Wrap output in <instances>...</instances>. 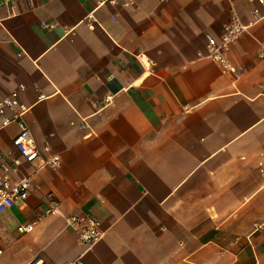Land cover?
Instances as JSON below:
<instances>
[{"label": "crops", "instance_id": "crops-1", "mask_svg": "<svg viewBox=\"0 0 264 264\" xmlns=\"http://www.w3.org/2000/svg\"><path fill=\"white\" fill-rule=\"evenodd\" d=\"M256 5L0 0V99L23 84L40 149L22 160L17 124L0 127V154L20 159L9 179L33 184L0 212V264H264V18L231 47L233 72L198 57ZM68 215L101 237L85 246Z\"/></svg>", "mask_w": 264, "mask_h": 264}, {"label": "built area", "instance_id": "built-area-1", "mask_svg": "<svg viewBox=\"0 0 264 264\" xmlns=\"http://www.w3.org/2000/svg\"><path fill=\"white\" fill-rule=\"evenodd\" d=\"M9 0H2V4H7ZM119 1V0H112ZM124 5L130 4L131 0H120ZM257 5L251 9V19L244 23L239 18H231L224 26L219 37L207 35L205 50L198 53L199 58H206L216 63L222 73L233 72V65L229 58V51L241 35L253 28L264 15L261 9H264V0H256ZM257 57L264 60V48L257 51ZM23 89V84L9 95L0 99V127H6L13 123L17 124L18 132L12 140L14 149L18 152L20 158L26 162H34L40 157V149L37 147L29 126L25 122V114L28 111L27 105L19 98V91ZM48 151V147L44 148ZM0 154V212L12 207L16 199L26 200L33 184L29 176H23L16 182H12L8 174L14 172L20 164L19 158H8ZM60 158L53 154L48 158L42 159L40 168L45 166L57 167ZM58 212V202L52 197H47V207L43 215L47 216ZM65 226L72 229L79 242L87 247L93 245L102 235L101 224L97 220L82 215H68L65 217ZM32 230V224H23L17 227L18 232H29ZM40 264V263H39ZM61 264H84L81 260L66 261Z\"/></svg>", "mask_w": 264, "mask_h": 264}]
</instances>
